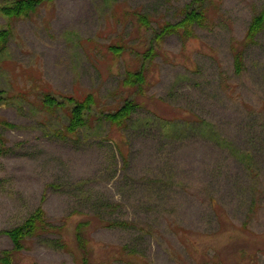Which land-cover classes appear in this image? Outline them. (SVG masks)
Instances as JSON below:
<instances>
[{
	"label": "rangeland",
	"instance_id": "rangeland-1",
	"mask_svg": "<svg viewBox=\"0 0 264 264\" xmlns=\"http://www.w3.org/2000/svg\"><path fill=\"white\" fill-rule=\"evenodd\" d=\"M192 1L45 0L12 20L0 11L12 31L0 121L14 125L0 122V259L14 249L7 232L42 208L46 228L12 264H84L80 223L91 264H264V29L245 42L264 0H207L210 19L191 38L156 43ZM141 67L148 83L129 93L124 76ZM45 94H93L88 125L69 134L67 108L45 111ZM127 98L140 107L112 127L104 115Z\"/></svg>",
	"mask_w": 264,
	"mask_h": 264
},
{
	"label": "trees",
	"instance_id": "trees-1",
	"mask_svg": "<svg viewBox=\"0 0 264 264\" xmlns=\"http://www.w3.org/2000/svg\"><path fill=\"white\" fill-rule=\"evenodd\" d=\"M49 1V0H48ZM45 0H13L9 5L1 7V13L9 20L18 19L28 16L35 12ZM207 0H193L181 9V19L176 23H165L160 28L155 37V42L159 43L167 36L173 34H179L182 37L189 39L193 36V27L196 25H205L210 16L204 8ZM138 21L142 26H149L150 21L146 16L137 14ZM264 29V8L252 19L250 26L247 29L245 36V42L253 43L256 36ZM12 31L9 28L0 29V57L7 52V46L10 41ZM110 50L115 57H121L125 54L126 48L123 45H111ZM153 48H149L144 56L150 60L153 58ZM145 60V58H144ZM235 69L237 73L243 70V57L242 53L237 51L234 55ZM147 71L144 67H141L139 71L128 70L122 81V85L128 88L129 93L133 91L143 92L145 85H147ZM2 90L0 89V102L2 101ZM43 109L48 112L53 111L55 107L67 108L68 110V124L65 126L67 132L75 133L79 129L84 128L89 123V117L96 104V98L93 94H88L83 98H76L72 96H63L62 101L45 94L43 100ZM140 107L132 98H127L124 103L115 111L109 112L104 115V119L117 129H123L128 122L132 119L133 114ZM2 125L7 127H14L6 121H0ZM211 127V126H210ZM82 223L77 227V237L80 242L81 248L85 249L86 257L84 264H91L89 261L90 244L85 242L81 237ZM47 223L45 220V212L42 208H38L32 216H30L23 225L12 229L7 232L11 237L14 249L12 251H6L4 256L0 259L2 264H12L11 257L15 253L21 252L24 248V241L29 238L30 235L35 236L40 234L46 228ZM52 230V225L48 224V232ZM66 246V244H64Z\"/></svg>",
	"mask_w": 264,
	"mask_h": 264
}]
</instances>
